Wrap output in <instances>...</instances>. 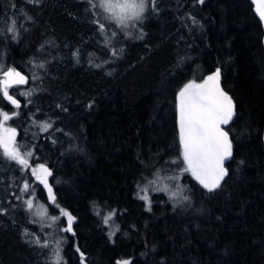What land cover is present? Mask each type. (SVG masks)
I'll return each instance as SVG.
<instances>
[{
    "label": "trees",
    "instance_id": "16d2710c",
    "mask_svg": "<svg viewBox=\"0 0 264 264\" xmlns=\"http://www.w3.org/2000/svg\"><path fill=\"white\" fill-rule=\"evenodd\" d=\"M107 16L99 0H0V80L15 69L29 81L9 88L20 107L0 98V112L19 113L4 125L32 153L24 168L0 148V264H56L57 252L60 264H264V31L253 1L148 0L125 26ZM216 69L234 105L233 147L209 191L183 171L178 97ZM39 164L54 205L32 176ZM33 190L49 213L75 217L72 232L64 216L54 228L34 219Z\"/></svg>",
    "mask_w": 264,
    "mask_h": 264
},
{
    "label": "snow or ice",
    "instance_id": "6c2138e0",
    "mask_svg": "<svg viewBox=\"0 0 264 264\" xmlns=\"http://www.w3.org/2000/svg\"><path fill=\"white\" fill-rule=\"evenodd\" d=\"M154 4V0H152ZM203 3V0H199ZM91 3V0H89ZM148 0H101L99 7L108 13L107 20H114L120 26H125L130 19H140L147 8ZM95 6V5H94ZM257 12L264 19V0H259ZM101 32L105 30V24L96 21ZM115 35V33H113ZM115 55V52H113ZM74 55H78V52ZM41 64L39 67H43ZM99 67V65H96ZM220 70L216 69L212 75H209L202 84L195 81L187 83L179 92V136L182 145V160L186 164L184 172H190L204 188L213 191L220 186V182L228 174L224 167V161L231 157V141L228 139V132L221 128V125L227 124L234 114V105L231 97L219 88ZM35 78V77H33ZM28 77L22 75L15 69H6L3 71V80H0V98L6 99L15 108L20 107V102L9 94V88L13 85L27 84ZM31 95V92L23 93ZM19 113L13 112L11 115L7 112H0V148L2 154L18 164L28 167L31 152L22 154L19 146L15 142L16 130L14 128L4 127V123ZM41 131H48L52 128L49 122H39ZM175 163V161H173ZM37 171L44 174L45 177L51 176V171L44 165L39 164L38 169L32 168L35 175ZM39 178V177H38ZM169 179H173L170 177ZM48 188L52 202L55 203V197L52 194V188L48 185L47 179L42 181ZM156 181H149L148 184H155ZM25 192H29L30 185L25 183L23 186ZM154 191H168L167 185L162 188H154ZM144 195L139 198L145 200L148 205L151 204L148 195L149 188L146 185L140 189ZM176 193H171L170 199ZM18 199L20 197H17ZM187 199V197H184ZM31 210L34 206L33 199L25 202ZM61 215L67 219V227L63 229L66 232H72V224L75 217L70 212L60 209ZM45 213H40L44 215ZM99 214V213H98ZM115 211H111L104 218L108 223L114 216ZM58 219V217H53ZM35 243L41 244L40 238L36 237ZM47 247V243L41 244ZM79 251V250H78ZM83 253L81 256L83 257ZM61 257L57 252L56 264H60ZM118 264H130V261L118 262Z\"/></svg>",
    "mask_w": 264,
    "mask_h": 264
},
{
    "label": "rangeland",
    "instance_id": "374dc122",
    "mask_svg": "<svg viewBox=\"0 0 264 264\" xmlns=\"http://www.w3.org/2000/svg\"><path fill=\"white\" fill-rule=\"evenodd\" d=\"M100 2H101V0H99V4H100ZM130 20H133V19H130ZM130 20H128V21H130ZM4 127H7V126L4 125ZM7 128H9V127H7ZM16 137H17V133H16V136H15V139H16ZM24 168H25V166H24ZM32 168H37L38 169V165L35 166V167H32ZM32 168H31V172H32ZM32 176L35 179V181L38 182L43 187V189L45 190L47 202L50 201L51 196L49 195L48 188L42 182L44 179H47L48 185H50L49 184V176L45 177L44 174L42 172H40V171H37V173L35 175L32 173ZM37 197L38 196L36 195V192L34 190L31 191L30 194H29V197H27V200L33 199L34 206L32 208V214H33L34 219L36 221H38L40 224H43V225H46V226H50L52 228L59 227L60 220L59 219H55L54 220L53 217H61L62 216L61 215V212H60V209H58V211L56 212V214L49 213L50 206L47 203H45V202H43V203L40 202L39 198H37ZM53 205H54V203H53ZM40 213H45V214L44 215H40ZM56 235L57 234H55V230H54L50 234V237H54L55 236L56 241L57 242L60 241L58 243L61 244V239L57 240Z\"/></svg>",
    "mask_w": 264,
    "mask_h": 264
},
{
    "label": "water",
    "instance_id": "95a60500",
    "mask_svg": "<svg viewBox=\"0 0 264 264\" xmlns=\"http://www.w3.org/2000/svg\"><path fill=\"white\" fill-rule=\"evenodd\" d=\"M252 1H253V4H254V13H255V15L257 16V18H258V20L260 21V23L262 24V28H263V31H264V19H262V18L260 17V15L258 14V12H257V4H258L259 0H252ZM263 45H264V39H263ZM22 75H23V74H22ZM205 80H206V79H205ZM205 80H204V81H205ZM204 81L201 82V83H199V84L204 83ZM13 86H14V85H13ZM219 88H220L224 93L227 94V92L225 91V89H224V87H223V85H222V81H221V70H220V77H219ZM227 95H228V94H227ZM179 104H180V100H179V97H178V117H179V119H180ZM226 125H227V124L221 125V128H222L224 131H226V129H225ZM226 132H227V131H226ZM228 139L231 141V138H230L229 134H228ZM232 147H233V144H232V141H231V151H232ZM229 158H230V157H229ZM229 158H227V159L224 161V167H225V168H226V164H227ZM50 204L53 205L52 198L50 199Z\"/></svg>",
    "mask_w": 264,
    "mask_h": 264
}]
</instances>
